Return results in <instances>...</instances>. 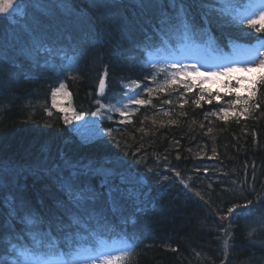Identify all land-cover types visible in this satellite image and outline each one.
I'll list each match as a JSON object with an SVG mask.
<instances>
[{"label": "trees", "instance_id": "obj_1", "mask_svg": "<svg viewBox=\"0 0 264 264\" xmlns=\"http://www.w3.org/2000/svg\"><path fill=\"white\" fill-rule=\"evenodd\" d=\"M246 1L228 0L229 14L225 0H182L188 31L180 0H20L0 14V261L75 257L108 238L134 243L124 264H264V84L239 115L236 95L201 81L159 90L150 64L183 42L221 57L254 43L264 33L234 17ZM62 79L81 126L53 107ZM137 93L151 104H129ZM171 180L192 185L172 198ZM139 183L152 189L141 203Z\"/></svg>", "mask_w": 264, "mask_h": 264}, {"label": "rangeland", "instance_id": "obj_2", "mask_svg": "<svg viewBox=\"0 0 264 264\" xmlns=\"http://www.w3.org/2000/svg\"><path fill=\"white\" fill-rule=\"evenodd\" d=\"M262 3H264V0H247L245 8L239 11L237 18L240 20L244 15H247L248 12L251 11L249 6L259 7ZM243 24L247 25L246 23ZM258 40V43H255L254 45L238 46L237 48H234L230 54H225L223 57L215 54L204 43H182L177 53L173 54L170 51L172 56H165V60L161 61H159L158 58H153L151 60V64L157 63L160 69H167L168 73L178 70L171 69L169 67L172 63L189 66L195 64L200 70L199 73L195 72L191 67H189L187 69V74H185L183 71L180 72L178 81L191 84V89L194 88L195 84H198V82L201 81L202 86H205L207 90H214V95L222 92L223 94H229L231 96L233 94L236 95V93L239 92V95L243 100L247 99L253 94L255 85H251L248 81L242 79L240 80L239 84H237L236 81L245 76L258 77L259 73H247L242 71L225 75L222 71V68L232 64H238L239 66L243 67L245 63H251L254 60L258 62L259 59H264V56L259 55L260 52H264V36H261ZM165 78L166 73L160 78L161 84ZM59 88L60 85L58 88H56V90ZM250 88L252 89L251 92L249 91ZM53 107L67 112L69 116H74V109L69 98V93L66 90V86L63 89L56 91L55 104H53ZM77 124L78 126L83 125L84 118L77 120ZM92 131L93 129L88 128L84 132L89 133ZM163 176L164 175L158 174L156 177H154L153 174H149V177L152 180L157 179V181L161 182L164 179ZM133 244L134 243L129 240H112L107 238L98 241L97 245H95L96 247L94 251L91 248L86 249L85 251L82 250L77 253L75 257H64L62 254H59V256H57L58 254H50L43 257L42 255L36 253L33 254V252L26 253L23 250L18 251L16 254L14 253L5 260L0 261V264H5V261H7V264H64V262L69 260L75 261V264H86L87 260L97 257L98 253L101 251L118 252L120 249H125L128 247L133 249Z\"/></svg>", "mask_w": 264, "mask_h": 264}, {"label": "snow or ice", "instance_id": "obj_3", "mask_svg": "<svg viewBox=\"0 0 264 264\" xmlns=\"http://www.w3.org/2000/svg\"><path fill=\"white\" fill-rule=\"evenodd\" d=\"M19 4L20 0H0V14H11L12 12H17L19 11ZM177 5V0H173V7L175 8ZM225 8L219 9L221 12H229L230 14V4L228 0H225ZM251 8V11L248 12L247 15H244L240 19V23H246L248 27L254 29L256 32H264V3H262L259 7L255 6H249ZM176 19L179 21L180 25L185 29V31L190 30L191 27V22L190 19L187 15L186 9L184 7V4L182 0H180L179 3V10L176 13ZM168 18L165 17L162 20L163 22H167ZM259 51V50H257ZM260 56H264V52L259 53ZM171 69H178L177 71H173L171 73L167 72V69H160V71L166 73V78L164 79L163 83L160 84L159 90H164L165 87L169 85H175L178 82V78L180 76V72L183 71L185 74H187V69L191 67L195 72L199 73V68L193 64L191 66L189 65H183V64H177V63H172L169 66ZM222 71L225 75L235 73V72H247V73H253V72H258L259 76L258 77H252V76H245L241 77L238 79L236 82L237 84L240 83V80H245L248 81L249 84L255 85L257 83L264 84V59H259L258 62L255 60L252 61L251 63H245L243 67L239 66L238 64H232L230 66H225L222 68ZM215 74V73H214ZM105 76H107V72L105 71ZM152 80L156 81V75L152 76ZM65 87L64 84H60V88L57 89L56 91H59L60 89H63ZM140 84L138 82L133 81L131 84V90L135 91L136 88H139ZM185 87L188 88V90H191L192 85L187 84ZM104 88V81H100V89L101 91ZM56 91L53 92V104H55V94ZM147 91L149 93L153 92L152 88H147ZM205 90L201 89V97L200 99H203V92ZM249 91L251 92L252 89L250 88ZM140 93H137L135 96L129 98V104H139V105H147L151 104V100H145V99H140L139 98ZM236 99L234 101H231L230 104L235 107L237 104H243L244 107L242 111L239 113V115H243L249 110V100L251 99V96L248 97L247 99H243L240 97L239 92L236 93ZM217 98H219V94H217ZM165 103H171V101H165ZM195 103L199 104V100L195 101ZM259 103H256L254 107L259 108ZM127 106H125V109ZM117 111H120V114L122 116H126L128 113L126 110H121V109H116ZM224 113L225 118L228 116L229 111L227 109H222L221 110ZM49 115L51 113L49 112ZM74 118L77 120H80L83 118V114H74ZM64 122L65 123H70L71 118L66 114L64 116ZM177 175H179L177 173ZM252 201H248V204H251ZM247 205H245L246 207ZM234 207H240L239 205H236ZM233 211V208L228 209V213L231 214ZM223 219V217H222ZM227 246V245H226ZM134 251L131 247L125 248V249H120L118 252H104L101 251L98 253L97 257L90 258L89 260L86 261V264H124V261H126L130 256L131 253ZM5 264H7V261H5ZM64 264H75V261L69 260L64 262Z\"/></svg>", "mask_w": 264, "mask_h": 264}, {"label": "bare ground", "instance_id": "obj_4", "mask_svg": "<svg viewBox=\"0 0 264 264\" xmlns=\"http://www.w3.org/2000/svg\"><path fill=\"white\" fill-rule=\"evenodd\" d=\"M10 41V39H9ZM240 45V44H238ZM73 65V63L71 62L69 64V67L68 69H66V72L65 74L68 75V73H71L73 71V68H70V66ZM60 84H64L66 86V90L68 91V88H67V80L66 79H62L58 85L55 87L54 90H56V88L59 87ZM105 110H108V109H105ZM94 125V124H93ZM92 125V126H93ZM96 126V124L94 125ZM93 126V127H94ZM192 184H186L182 189L180 188L181 186L178 184L177 181L175 180H171L170 181V187H169V194L170 196L173 198L174 196H176V194L182 192V191H185L189 186H191ZM179 186V187H177ZM129 187V190L130 192L132 193V196L139 202L141 203L142 200H145L146 198H151V193H152V189L150 187H146L145 184H142V183H139L138 186L136 185H130L128 186ZM138 187V190L136 189ZM194 187V190L197 191V189H199V187H197V184L193 185ZM138 192V194L136 193ZM146 231V230H144Z\"/></svg>", "mask_w": 264, "mask_h": 264}]
</instances>
